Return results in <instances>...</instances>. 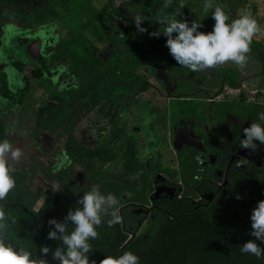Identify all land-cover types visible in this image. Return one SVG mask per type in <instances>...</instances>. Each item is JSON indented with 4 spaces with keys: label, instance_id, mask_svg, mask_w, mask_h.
<instances>
[{
    "label": "rangeland",
    "instance_id": "374dc122",
    "mask_svg": "<svg viewBox=\"0 0 264 264\" xmlns=\"http://www.w3.org/2000/svg\"><path fill=\"white\" fill-rule=\"evenodd\" d=\"M88 1L97 9L102 8L106 3V0ZM185 2L186 6L180 9L177 7L179 0H174L170 8L163 10L164 14L180 12L177 19L187 20L189 24L194 20H200L201 24L209 26L202 31H211L214 20L211 16L212 10L207 13L203 10L205 0H185ZM214 2L224 8L229 16V22L237 18L240 12L249 11L263 28L264 0H214ZM112 3L119 16L111 17L112 24L108 28L107 38L100 42L93 37L91 31L84 32L85 36L98 46L99 55L102 58H106L110 51L120 45L131 33V26L135 25L133 21L135 15L142 14L145 18L148 15L145 6L136 5L132 0H112ZM159 14L161 11L143 21L142 27L147 30L164 27L156 22ZM66 32L60 18L34 28H23L11 22L0 24V71L6 73L13 91L21 88L25 80H29L32 87L31 92L25 94L26 97L21 105L13 104L0 97V118L6 130L7 139L23 152L19 163L10 162L13 163L15 172L25 174L24 183L31 190L43 189L45 184H51L56 192L59 184L57 173L69 163L64 150L66 134L47 132L48 141L46 136L43 139L41 134H32L35 110L38 105L54 90H62L73 81L65 65L50 63V54L55 47L53 45ZM14 34L16 36H13ZM43 34H49L52 42L44 48L45 55L49 57L48 70H44L42 77L36 79L31 76V70L37 66L35 62L19 60L23 63L22 70H17L13 63L19 57H23V50H29L31 43H37L38 36ZM27 35L34 37V41L28 42L26 38H23ZM252 43L258 50H264V36H255ZM167 64L174 70L168 71ZM180 68L185 67L177 64L167 48L150 65H143L137 69L140 75L148 79L149 86L145 91L132 94L124 90V94L104 96L100 108L92 110L76 126L73 136L87 148H95L99 145H111L114 148V159L97 164L98 169L118 177L122 173L123 152L127 141L131 138L141 148L140 160H145L149 154L154 158H160V162L154 167L155 170L166 169V164L169 163L175 166L172 146L173 127L184 105L192 109V112L187 113L185 117L193 122L194 130L204 133L208 130L213 134L222 132L221 129L225 130V124H230L236 119L233 114L221 116L216 111L222 104L232 103L236 109H249L255 104L264 105V59H260L255 51H250L247 62L243 66L229 62L214 69L201 71L199 79L195 77V72L185 68L188 69V73L184 80L189 84L181 86L178 94L175 91L182 81L177 71ZM221 71H228V73L232 71L237 85L230 86L227 82H221L219 77ZM188 91L193 94L182 96ZM110 101H114V106L109 109ZM144 131L147 132L144 133ZM114 132L118 134L115 140ZM148 141L155 143L152 149L149 148ZM82 171V169L78 170L69 181H74L75 176ZM75 181L69 185L79 186L80 180ZM93 186L91 184L90 189ZM39 203L40 200L34 206L35 209L39 207Z\"/></svg>",
    "mask_w": 264,
    "mask_h": 264
},
{
    "label": "trees",
    "instance_id": "16d2710c",
    "mask_svg": "<svg viewBox=\"0 0 264 264\" xmlns=\"http://www.w3.org/2000/svg\"><path fill=\"white\" fill-rule=\"evenodd\" d=\"M136 5L145 6L148 15L146 20L157 15L163 8L165 0H132ZM209 12V11H208ZM119 16L115 10L112 0H106L102 8H95L88 0H0V24L15 23L23 28H34L50 22L51 20L62 19V26L67 31L59 38L50 54V63L63 64L66 66L73 81L62 90H54L49 97L43 100L35 110L33 135L42 132L66 134L64 150L69 158V164L59 170V190L45 197L42 206L34 211L31 209L39 196L36 191L31 194L29 186L24 184V174L13 171L12 175L16 180L15 188L9 192L5 201L0 202L5 206L6 213L16 218V223L8 222L4 231L7 242L14 247H27L33 251L34 256H40V248L47 245L54 250L62 246L59 240L47 238L49 230L54 226L49 225L50 219L63 221L70 209L80 205L77 201L82 195L90 190L91 183L105 189V193H112L116 197L127 188L122 182H113L110 186L101 185L98 175H108L107 171L97 168V164L108 162L114 159V148L111 145H99L95 148H87L79 143L73 136L76 126L92 110L100 108L104 96H117L120 94L138 93L145 91L148 86V79L140 75L137 69L143 65H150L154 59L159 57L167 47L166 37L163 35L164 27L150 28L145 33H139L135 25L131 27V33L126 36L120 45H117L106 58L99 55V48L90 41L84 34L91 31L97 41H104L107 38L108 28L111 26V17ZM145 20V21H146ZM196 22H200L197 20ZM144 22H142L141 26ZM201 23V22H200ZM199 30L209 28L202 24ZM264 29V25L263 28ZM160 31L159 38L150 36L149 33ZM251 50L255 51L260 59H264V50H258L251 44ZM40 68L33 69L31 76L40 79L44 70H48L47 60L41 59ZM168 65V64H167ZM13 66L22 70L23 63L15 61ZM166 66V64H165ZM168 71H173L167 66ZM182 78L175 92L185 82L188 69L177 70ZM221 71L219 77L221 82H227L230 86H236L232 71ZM200 72H195V77L200 78ZM190 86H193L190 84ZM29 80H25L23 86L15 91L10 88L5 72L0 71V97L13 104H23L25 94L31 92ZM182 94V93H180ZM190 91L182 96H191ZM114 106V101L109 102V109ZM221 116L225 114L235 115L239 123L245 117L257 118L264 113V105L255 104L251 108L236 109L232 103H224L217 107ZM190 106L184 105L180 116L191 113ZM114 140L118 138L113 133ZM7 139L6 130L0 118V142ZM138 148L133 140L126 143L124 151V173H133L138 167ZM85 171V179L82 185L70 186L69 178L78 170ZM22 175V177H20ZM10 202H20L19 207L11 206ZM24 208L27 211H24ZM31 212V214H30ZM73 225L69 224L68 230ZM242 245L228 244L225 240H219L218 246H212L210 240H203L202 256L196 261H189L183 258L181 263L185 264H264V261L255 258L252 254L242 253ZM46 259L49 264H59L58 260L52 258L51 251ZM178 264V263H177Z\"/></svg>",
    "mask_w": 264,
    "mask_h": 264
},
{
    "label": "flooded vegetation",
    "instance_id": "af4514ba",
    "mask_svg": "<svg viewBox=\"0 0 264 264\" xmlns=\"http://www.w3.org/2000/svg\"><path fill=\"white\" fill-rule=\"evenodd\" d=\"M43 35L38 36L37 43H31L29 50H23V57L17 61L35 62L37 66L33 69H36L40 68L41 59L49 60L44 48L52 42L49 34ZM23 38L34 41L31 35ZM185 116H179L173 127L175 166L169 163L166 169L155 170L160 158L149 154L140 160L141 148L131 138L138 148L139 167L133 173H124L123 152L122 173L118 177L98 175L103 187L122 182L127 188L117 196L122 222L109 226L105 217L97 228L99 237L90 241L93 251L89 259L96 264L107 255L119 256L124 251L137 255L140 264H185L181 263L183 258L191 262L202 256L204 239L216 247L221 239L235 245L254 240L264 248V243L250 235L251 211L264 199V145L254 141L255 152L239 146L244 138L243 129L258 119L245 117L239 123L235 116V121L225 124V130L213 134L194 130L193 122ZM40 134L44 139L47 132ZM154 144L148 141L150 149ZM76 176L68 183L80 180L82 185L85 171ZM59 186L60 183L57 191ZM100 190L105 193L104 188ZM36 191L39 196L31 207L34 211L42 206L45 197L55 192L51 184L31 190V194ZM38 200L39 207L35 209ZM257 259L264 261V255Z\"/></svg>",
    "mask_w": 264,
    "mask_h": 264
},
{
    "label": "clouds",
    "instance_id": "9594fccd",
    "mask_svg": "<svg viewBox=\"0 0 264 264\" xmlns=\"http://www.w3.org/2000/svg\"><path fill=\"white\" fill-rule=\"evenodd\" d=\"M173 3L174 0H165L156 22L164 25L162 32L166 37L165 46L170 55L178 65L188 68L191 72L214 69L229 62L243 66L251 51L253 38L257 35L264 36V29L249 11L240 12L237 18L229 22V16L222 6L214 0H205L203 10L205 13L212 10L214 24L211 31L204 32L199 30L203 27L200 22L194 20L189 24L187 20L177 19L180 12L164 14L163 10L170 8ZM185 6V0H179L177 7L182 9ZM145 20L142 14L133 17L139 33L147 32V29L141 26ZM160 34V31L149 33L157 38ZM243 134L240 148L255 152L257 145L254 141L264 145V113L259 114L258 122H252L245 127ZM22 155V150L14 147L8 139L0 142V202L5 201L9 192L16 186L11 162L19 163ZM119 203L114 194H105L98 185H94L77 201L80 206L70 209L62 222L54 218L48 221L49 225L54 226V230H49L47 238L61 241L62 246L54 250L47 245L42 246L40 256H34L30 248L14 247L6 241L4 231L9 220L15 224L16 218L6 213L5 206L0 204V264H49L46 257L50 251L52 258L58 260L59 264H96L95 260L89 259V253L93 251L90 241L99 237L97 228L104 222L105 217H108L109 226L122 222ZM250 220V235L264 243V199L258 201L252 209ZM69 224L73 225L71 231L68 230ZM240 250L257 258L264 255V248L254 240L245 242ZM99 264H140V261L133 252L124 251L119 256H105Z\"/></svg>",
    "mask_w": 264,
    "mask_h": 264
},
{
    "label": "water",
    "instance_id": "95a60500",
    "mask_svg": "<svg viewBox=\"0 0 264 264\" xmlns=\"http://www.w3.org/2000/svg\"><path fill=\"white\" fill-rule=\"evenodd\" d=\"M46 136L47 137V140L48 141V135L47 134H44L43 137ZM25 211L27 210L26 208L24 209Z\"/></svg>",
    "mask_w": 264,
    "mask_h": 264
}]
</instances>
